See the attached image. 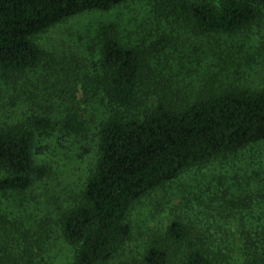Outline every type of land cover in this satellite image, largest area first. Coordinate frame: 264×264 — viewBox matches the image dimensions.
Segmentation results:
<instances>
[{
  "label": "trees",
  "instance_id": "trees-1",
  "mask_svg": "<svg viewBox=\"0 0 264 264\" xmlns=\"http://www.w3.org/2000/svg\"><path fill=\"white\" fill-rule=\"evenodd\" d=\"M146 1L159 3L160 17L184 23L203 37H234L264 18V0H0L1 79L16 80L35 70L43 60L36 38L56 25ZM101 38L93 85L110 116L98 129L97 160L80 201L63 211L58 223L61 238L73 250L72 264L109 263L131 239L132 208L150 193L190 170L264 144V87L220 89L184 104L162 95L152 103V89L143 86L148 73L142 53L107 31ZM86 128L77 112L58 120L39 105L20 123H0V199L3 205L21 204L18 214L10 207L0 210V264L45 262L38 243L43 229L33 237L22 199L51 175L49 167L37 163L44 151L39 139L53 133L80 137ZM219 187L212 189L214 198L204 202L202 213L229 215L238 226L237 252L214 244L205 233L195 235L190 224L175 219L152 242L143 264H172L167 246H185L182 264H264V225L259 228L244 215L252 202L229 201L223 184ZM229 191L238 195L237 189Z\"/></svg>",
  "mask_w": 264,
  "mask_h": 264
},
{
  "label": "rangeland",
  "instance_id": "rangeland-1",
  "mask_svg": "<svg viewBox=\"0 0 264 264\" xmlns=\"http://www.w3.org/2000/svg\"><path fill=\"white\" fill-rule=\"evenodd\" d=\"M211 3L217 5L218 1ZM160 10L157 1H146L70 18L36 38L43 60L35 70L16 80L0 77V123H20L36 105L58 120L69 111L77 112L87 123L80 137L53 133L48 139H39L44 151L37 163L49 167L51 175L22 199L33 237L40 229L44 232L38 242L45 260L41 264H72L73 250L61 238L58 223L62 212L80 201L97 160L98 129L110 116L106 101L93 85L103 32L142 53L148 73L143 86L152 89V103L162 95L169 102L184 104L220 89L264 87V18L234 37H203L184 23L160 17ZM161 42L166 44L163 49ZM220 183L229 201L252 202L244 215L261 228L264 144L190 170L140 200L128 218L131 239L107 264H143L152 242L162 238L175 219L190 224L195 235L205 233L214 244L231 245L237 252L236 246H241L238 226L229 215L222 212L212 218L202 213L204 202L214 198L212 189L220 190ZM230 189H237L238 195L231 196ZM3 201L0 199L1 211L10 207L18 214L20 203L3 205ZM166 248L172 264H182L185 246Z\"/></svg>",
  "mask_w": 264,
  "mask_h": 264
}]
</instances>
